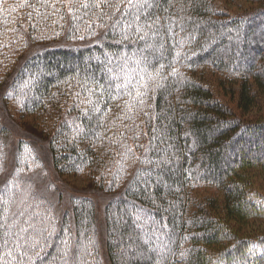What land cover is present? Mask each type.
<instances>
[{"label":"trees","instance_id":"1","mask_svg":"<svg viewBox=\"0 0 264 264\" xmlns=\"http://www.w3.org/2000/svg\"><path fill=\"white\" fill-rule=\"evenodd\" d=\"M219 1L0 0L2 99L39 132L7 175L0 125V264H104L91 197L58 217L34 189L13 211L44 142L58 174L110 195L108 264H264V35L246 38L264 0Z\"/></svg>","mask_w":264,"mask_h":264},{"label":"rangeland","instance_id":"2","mask_svg":"<svg viewBox=\"0 0 264 264\" xmlns=\"http://www.w3.org/2000/svg\"><path fill=\"white\" fill-rule=\"evenodd\" d=\"M216 3L220 4L219 0H216ZM223 8L228 9L231 13H239L240 11L248 10L252 7L250 4H246L239 1H229L227 2ZM247 31V30H246ZM232 33V31H231ZM233 34V33H232ZM264 35V25L263 26H254L252 29H249L246 32L247 44L249 45V50L253 45L251 36L260 37ZM236 45V44H235ZM252 49V48H251ZM248 50V51H249ZM227 53L229 49L226 50ZM246 54V52H244ZM127 59V58H126ZM109 60L107 59L106 62ZM6 89V88H5ZM5 93L3 90V86L0 87V125H2L3 130L6 132L3 133V142L5 139L7 152L9 154V162L7 167V175L11 174L13 167L15 165V159L17 154V147L19 146V142L24 140L28 141L31 140V137L35 138V134H39L38 129L31 126L29 121L20 120L16 118L15 115V107L13 104L9 105V107L5 104L2 99V94ZM2 135V134H0ZM5 137V138H4ZM32 144V143H31ZM39 150V155L41 156L42 163L35 164L34 168L28 163L30 154L25 151L24 159L21 163V169L19 171V176L16 181H14L10 188L8 189L9 192V199L13 198V193L17 192L20 198L22 197V201L19 198L18 203L19 209L13 210L15 214L18 216H22V210L25 209L26 211H30V206L32 203L29 201L30 194H32L33 190L35 189L38 194V200L44 199L39 201L40 203L49 204L52 207L54 206V212H56L58 217H62L64 212L70 209L71 200L75 196H87L91 197L97 205L98 208V216H99V241L101 246V253L103 255V263H107V258L105 255V239H106V227L104 222V210L107 202L109 201L110 195L103 193L99 190L98 186L95 184L93 185L82 176H62L57 173L54 169L50 153L48 150L47 142L41 143L37 145ZM31 162V161H30ZM256 188L264 193V183L261 181L260 178L255 180ZM12 192V194H11ZM199 196L211 198L215 196L220 200V204L222 203L221 195L213 189H206L200 190L198 192ZM24 202V205H22ZM26 202H29L28 205ZM16 207V206H15ZM23 208V209H22ZM37 212V211H36ZM49 210L45 212L47 217H45V222L51 224L54 223L55 217H51L48 214ZM6 214H8L5 211ZM35 213V212H34ZM33 215V214H32ZM44 222V220H43ZM144 223V221L142 220ZM45 223V226L49 228V226ZM253 227H250L249 230L246 232L247 235H255L261 229H263L262 225L257 223L253 224ZM158 238H154V245L153 247L148 246L147 250L149 252H154V249L157 247ZM157 250V248L155 249Z\"/></svg>","mask_w":264,"mask_h":264}]
</instances>
